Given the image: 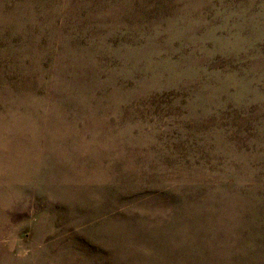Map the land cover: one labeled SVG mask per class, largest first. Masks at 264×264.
<instances>
[{"label": "rangeland", "instance_id": "obj_1", "mask_svg": "<svg viewBox=\"0 0 264 264\" xmlns=\"http://www.w3.org/2000/svg\"><path fill=\"white\" fill-rule=\"evenodd\" d=\"M0 264H264V0H0Z\"/></svg>", "mask_w": 264, "mask_h": 264}]
</instances>
